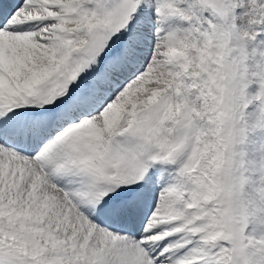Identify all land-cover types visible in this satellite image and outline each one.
<instances>
[{
  "label": "snow or ice",
  "instance_id": "6c2138e0",
  "mask_svg": "<svg viewBox=\"0 0 264 264\" xmlns=\"http://www.w3.org/2000/svg\"><path fill=\"white\" fill-rule=\"evenodd\" d=\"M0 264H264V0H0Z\"/></svg>",
  "mask_w": 264,
  "mask_h": 264
}]
</instances>
